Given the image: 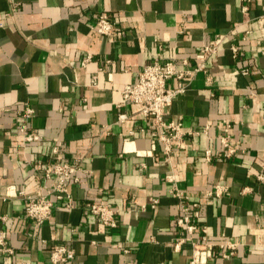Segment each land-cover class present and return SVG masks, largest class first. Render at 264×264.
Masks as SVG:
<instances>
[{"label": "crops", "instance_id": "0c3cea01", "mask_svg": "<svg viewBox=\"0 0 264 264\" xmlns=\"http://www.w3.org/2000/svg\"><path fill=\"white\" fill-rule=\"evenodd\" d=\"M245 1L0 0V216L10 218L0 227L11 229L15 250L0 254V264H51L49 246L57 244L75 250L73 264H189L191 242L173 249L181 232L178 200L165 181L169 168L140 132L145 120L137 106L118 104L125 85L155 56L194 63L217 34L228 37L209 60L213 82L199 73L168 110L186 131L208 127L209 137H188L173 167L178 186L200 203L211 241L241 244L233 258L207 264H264V182L257 178L264 172V37L256 29L241 39L252 28ZM104 12L115 23L112 37L93 28ZM263 14L264 0H253L249 15ZM27 106L35 109L30 125L41 139L25 144L16 130L18 111ZM122 111L132 118L117 123ZM228 124L237 147L230 159L222 157L218 138ZM207 148L216 153L211 162ZM57 159L79 160L80 181L72 186L77 205L57 203L52 220L37 227L24 217L27 199L18 193H38L43 168ZM217 182L229 192L208 203L204 194ZM151 198H159L157 207L142 210ZM87 201L113 203L119 225L103 226L85 211Z\"/></svg>", "mask_w": 264, "mask_h": 264}, {"label": "built area", "instance_id": "2783aa9c", "mask_svg": "<svg viewBox=\"0 0 264 264\" xmlns=\"http://www.w3.org/2000/svg\"><path fill=\"white\" fill-rule=\"evenodd\" d=\"M253 0H246L242 6L245 19L252 25L245 35L241 37L247 40V35L259 30L264 37V14L258 17L249 15L250 4ZM99 34L112 37L116 34L115 23L111 15L107 12L101 13L95 21L93 27ZM183 33L184 30H179ZM225 34H217L215 38L204 43L197 59L194 63L185 59L179 63L176 58L165 60L155 56L152 61L145 64L139 73L138 79L126 84L122 90V101L118 107L135 105L138 108L139 116L145 120V125L140 128V132L148 134L152 144L158 151L156 156H160L162 161L168 166V173L165 181L170 184L168 193L171 197L178 200L179 216L176 220V227L181 232L173 243L174 251H180L183 244L191 242L192 253L189 264H207L217 259L233 258L239 251L240 242L226 238L224 241L215 243L210 239L209 227L200 221L198 210L200 203L192 199V196L182 190L178 184L177 174L173 167V159L184 147L185 141L190 136L206 135L209 137V128L203 130L186 131L183 119H175L169 116L168 110L174 100L185 95L195 77L199 73L207 76L209 83L213 82V75L209 69V60L217 56L224 47L227 39ZM234 57H238L240 48L237 44L231 45ZM264 55V46L261 50ZM93 56H86L81 64L86 66ZM244 74H249L248 69L243 70ZM97 76H94L93 83L96 84ZM171 82H174L171 85ZM19 125L16 133L21 137L23 143L39 141L41 136L37 134L30 125V120L35 116V109L27 106L18 111ZM132 118L129 111H122L118 115L117 123H124ZM231 124H228L223 133L218 138L223 144L221 155L223 158L230 159L237 153V147L230 141ZM135 130H130L129 135H135ZM54 154L59 153V147L55 146ZM216 153L211 149L205 150V160L211 162ZM79 160L75 162L62 161L57 159L43 168L41 174L40 191L30 194L20 191L18 195L27 199L24 217L34 223L37 227L42 226L47 221L52 220L56 204L62 202L66 208H74L77 201L72 193V186L79 183L80 178L77 173L81 170ZM145 167V164H143ZM257 178L264 182V172L257 174ZM248 189V188H246ZM229 192V185L224 182H217L205 194L208 203L216 199L223 198ZM159 198H151L148 202L142 203V210L155 209L159 204ZM85 211L97 218L106 228L112 229L119 225V208L108 201H87L83 204ZM10 218L1 215L0 221L6 222ZM10 228L0 227V254H14V248L9 244ZM45 241V240H44ZM46 243V241H45ZM125 252L129 249L122 246ZM49 256L51 264H73L76 252L74 249L62 245H50ZM132 264V263H131Z\"/></svg>", "mask_w": 264, "mask_h": 264}]
</instances>
